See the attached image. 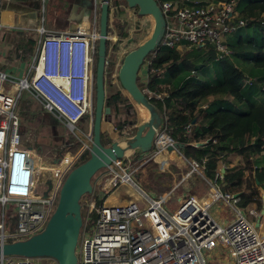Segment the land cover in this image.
Here are the masks:
<instances>
[{
	"label": "built area",
	"instance_id": "built-area-1",
	"mask_svg": "<svg viewBox=\"0 0 264 264\" xmlns=\"http://www.w3.org/2000/svg\"><path fill=\"white\" fill-rule=\"evenodd\" d=\"M157 1L166 19V30L156 52L162 47L182 49L185 44L213 46L221 59L231 53L228 36L246 25L245 19H236V0ZM102 3L103 0H94L93 30L82 24L65 30L42 26L36 58L27 76L16 77L0 70V244L25 240L45 229L56 210L63 182L82 152L89 149L84 143L83 151L47 163L41 159L42 166L38 167L33 150L22 146L16 107L27 89L78 136L86 135L78 123L89 116L93 123L99 38L96 20ZM114 9L112 6L110 15ZM129 10L137 17L136 9ZM108 40H112L110 32ZM115 43H110L109 55L114 51L117 55L111 81L118 84L124 56L136 46L116 51L112 50ZM109 55L106 65L110 63ZM151 62L146 57L141 66V83L148 82ZM142 89L153 97L149 87ZM168 128L172 126L166 122L164 129L157 130L153 149L143 153L138 163L131 159V153L113 161L95 181L86 200L89 207L86 217L83 216L76 264H211L207 256L212 252L225 259L224 264H264V234L253 220L261 221L262 211L257 207L246 211L240 207V194L221 188L225 165L209 179L208 191L188 195L175 208L167 203L169 194L160 198L140 185V168L174 150L191 166L192 172L204 176V164L186 158L175 146ZM87 136L91 141L92 131ZM43 170H50L51 185L47 194L38 195L34 192L35 178ZM181 183L184 179L178 185ZM124 188L123 200L117 192ZM217 202H225L235 210L226 225L211 213ZM40 258H46V264H59L52 257L17 255L0 256V264H41ZM212 261L218 264L214 258Z\"/></svg>",
	"mask_w": 264,
	"mask_h": 264
},
{
	"label": "trees",
	"instance_id": "trees-1",
	"mask_svg": "<svg viewBox=\"0 0 264 264\" xmlns=\"http://www.w3.org/2000/svg\"><path fill=\"white\" fill-rule=\"evenodd\" d=\"M112 6L115 20L128 13L126 0H112L110 13ZM235 9L236 19H245L246 25L228 36L230 54L218 59L213 46L162 47L147 56L152 60L148 82L141 83L138 78V83L153 92L150 100L163 119L160 128L164 129L166 122L172 124L167 132L184 145L181 150L185 157L204 164L203 174L208 179L231 160L234 165L225 168L223 190L241 192L240 207L262 209L264 167L259 166L258 157L264 152V0H236ZM136 12L139 23L147 17L139 15L138 9ZM97 21L99 26V15ZM127 34L128 29L120 31L123 37ZM109 47L108 40L107 56ZM115 57L109 55L110 63L106 65L105 79H109L112 89L106 91L105 105L110 108L108 120L115 124L120 137H129L135 133L138 112L119 79L118 84L111 81ZM247 62L256 71L251 66V72L243 68ZM211 63L221 66V79L200 80L201 72ZM19 105L20 99L16 113ZM17 115L22 124L24 118ZM20 135L22 146L39 149L37 143L25 142L24 131L20 130ZM101 141L104 145L113 142L109 131L102 130ZM89 156V149H85L77 165Z\"/></svg>",
	"mask_w": 264,
	"mask_h": 264
},
{
	"label": "water",
	"instance_id": "water-1",
	"mask_svg": "<svg viewBox=\"0 0 264 264\" xmlns=\"http://www.w3.org/2000/svg\"><path fill=\"white\" fill-rule=\"evenodd\" d=\"M89 1V9H91L94 0ZM126 1L129 7L138 9L139 15L149 17L153 24L147 38L124 56L118 73L119 81L126 94L140 110L141 123L136 125L135 133L124 142L114 140L109 145H104L101 141L104 116L110 119V108L105 105L110 0H103L99 15L95 111L92 123V145L89 147L90 156L70 170L60 189L56 210L45 229L28 239L0 244V256L52 257L59 264H76L77 246L84 221L82 197L93 191V177L117 159L125 158L138 150L147 153L154 147L155 136L163 119L150 97L140 87L138 78L145 58L160 45L163 39L166 19L157 0ZM175 146L180 149L184 147L182 143L177 142ZM84 149L85 145L81 151Z\"/></svg>",
	"mask_w": 264,
	"mask_h": 264
},
{
	"label": "rangeland",
	"instance_id": "rangeland-1",
	"mask_svg": "<svg viewBox=\"0 0 264 264\" xmlns=\"http://www.w3.org/2000/svg\"><path fill=\"white\" fill-rule=\"evenodd\" d=\"M40 3L42 4V11L44 13L42 17L43 24L48 23V25L50 26H51V23L52 25L54 24L57 26L70 25V21H71L70 7H69L70 4H67L65 0H61V1L60 0H45V2L44 0H42L40 1ZM129 9H131V7H129ZM129 9L127 10L128 11L127 14H122L119 17V19H116V20L114 18V14H115L114 12L110 15V27L111 28L109 31H110V35L112 36V40L110 43H113V41H116L114 45L115 49L113 45L111 44V46L113 47L112 50L117 51L121 49V47L122 49H126L127 47L128 48L135 47V46L137 47L143 40L147 38V36L150 34L152 30L153 24H152L151 19H149V17L143 18L141 22L139 23L137 19L138 17H133L130 14ZM44 17L46 18L44 19ZM87 19L89 22L88 28L90 30H93L95 19H94L92 12H88ZM1 20H2V16L0 14V24H1ZM96 26L97 28L99 27L97 20H96ZM41 27L42 26L38 28L40 29ZM45 28H47V26ZM126 29H128V34L125 35L124 37L121 36L120 31H125ZM52 30H65V29L56 28ZM97 30H99V28ZM36 33L35 31H32V33H30V36ZM30 43H31L30 41H27L24 43L23 41L20 43L18 42V43H15V48L17 49V51H19L21 47L23 46H30L31 45ZM114 53L115 51L111 52V56L112 55L116 56L115 57L116 59L117 55ZM242 67L245 68L249 72H251L252 69L253 71H256V67L250 62H247V64H242ZM199 77H200V80L202 81H206L207 79H209L210 81H218L221 79V66L218 63L216 64L211 63V65L208 66L206 71L201 72V75ZM6 84L9 85V82L7 81ZM109 89L111 90L112 88L110 87L109 80L108 81L106 80V91L107 90L109 91ZM136 109L138 112V123H140L141 113L139 112L140 110L137 108V106H136ZM17 113L20 114L21 119L24 118V120L21 121L22 124H20L19 126L20 130L24 131L25 139L24 137L22 138L25 140V142L29 141L32 143H37L39 145V149L31 148L34 154L36 155L34 159L36 160L38 167L39 165L42 166V164L39 163L38 158H44V160L48 162L50 159L61 157L62 155L73 156L74 154L81 151V149L84 146V143H86L89 147H91L92 145L90 139L87 136V135H90V132L92 131V125L90 123V116L87 117L85 120H82L78 123L79 127H81L86 132V135L81 134L80 136H78L77 132L73 131L74 129H72L71 127L67 126L64 122L59 120V118L53 112L47 109L34 96V94L28 91L27 89H25L20 96V105H19ZM107 119L108 117L104 116L103 130L109 131L110 136L113 138V141L118 140V141L124 142L125 139H127L128 137H120L119 132L115 127V124H113L110 120H107ZM107 121L111 122L112 124L107 123ZM142 154L143 152L141 153V151L138 150L136 151V154L131 155V159L135 163H138L141 160ZM167 159L169 160V163H170L167 169H164L165 162H159L157 160H152V161L146 162L140 168V172L138 175V181L140 185L148 192L160 198L164 197L168 193V191L171 190V184H174L178 181L177 177L174 178V174L178 175L181 169L179 165L176 163L171 167L172 160L170 158H167ZM156 167L158 170H160L161 173L159 174L157 173V171L155 170ZM189 167H190L189 165H185L184 168L191 170V167L190 168ZM73 168L74 166L72 167V169ZM102 173L103 171H99L93 177V186L95 184V181H97V179L100 177V175H102ZM51 179H52V175H51L50 170H43L42 172L37 173L36 178H35L34 192L38 195L47 194L49 191L48 189L49 181H51ZM167 185H170V187H168ZM184 185H185L184 183H181L178 185V187L174 190L172 194L173 197L174 195H176V193H178L184 187ZM88 195L89 194H86L82 197V215L84 217H86L87 208L89 207L88 206L89 202L87 201L86 203V200L90 198L88 197ZM172 195H169L170 197L169 201L170 199H172L171 198ZM58 200H59V195L56 200V204L58 203ZM171 202L176 204L174 198L171 200ZM234 212H235L234 208H232L230 205H228L225 202L224 204L223 202H217L211 208L212 215L222 225H226L228 222H230L233 219ZM221 252L224 253L223 250H221ZM207 257L209 258L211 264H214V262L212 261V258H214V260H216L218 264H224L226 261L225 259L220 258L215 252L210 253ZM38 261L41 262V264H46L47 259L40 258L38 259Z\"/></svg>",
	"mask_w": 264,
	"mask_h": 264
},
{
	"label": "crops",
	"instance_id": "crops-1",
	"mask_svg": "<svg viewBox=\"0 0 264 264\" xmlns=\"http://www.w3.org/2000/svg\"><path fill=\"white\" fill-rule=\"evenodd\" d=\"M40 1L42 0H0V14L2 16L1 26H0V70L10 73L12 75H15L16 77L27 76L28 73L30 72V68L32 64L34 63L36 54H37L38 41L40 38L38 27L46 25L47 28L49 29H56V28L74 29L76 25L82 24L88 28L89 26V22L87 19L88 12H92L94 16L93 7L89 9V5H90L89 0H65L67 4H70L69 5L70 19H71L70 25L57 26L54 24L52 25L51 23V26H50L48 25V23L43 24L42 17L44 13L42 11V4L40 3ZM45 18L46 17H44V19ZM88 30L90 29L88 28ZM32 31H35V33L37 31V33L30 36V33H32ZM22 41L23 43L30 41L31 45L21 47L20 49L21 52H20V50L17 51V49L15 48V43H18V42L20 43ZM107 123L112 124L109 121H107ZM171 126L172 124L169 122V127ZM103 127H104V124H103ZM167 158H170L172 160L171 167L176 163L179 165L181 169L178 175L174 174V178L177 177L178 181L174 184H171V190H169L166 195L168 194L170 195V193L174 192V190L178 187L179 181H182L184 179V184H185L184 187L178 193H176V195H174V197L171 194L172 195L171 198L175 199L176 204L173 203L174 201L171 202L172 199H170L169 201L170 197L168 198L167 203L170 208L177 207L178 204L190 194L200 195L204 193L205 191H208L211 188L208 182L209 181L208 178H205L204 176H202V174H200L198 171L192 172L191 171L192 169L189 170V169L184 168L185 165H189V164L183 161L182 157L177 152V150H174V151H171L170 153H166L164 155L158 156L155 160L159 162H165L164 169H167L170 164ZM41 159L45 161V163H47V161L44 160V158H38L39 163ZM258 159L261 162L259 166L264 167V152L262 156L258 157ZM35 164H37L36 160H35ZM224 165L226 167L228 166L231 167L234 164L231 162V160H229ZM155 170L157 171L158 174L161 173L160 170L157 169V167ZM167 186L170 187V185H167ZM125 193H126V189L124 188L121 191L117 192V196H119L120 199H123V198L125 199L126 197ZM237 193L241 195V192H237ZM260 195L262 197V202H263L262 209H261L262 218H261V221L255 218H253V220L256 226L260 228L261 233L264 234V226H263L264 224V187H261ZM250 207L252 206H248L246 208L242 207V208L247 211V209ZM250 218L252 219V217Z\"/></svg>",
	"mask_w": 264,
	"mask_h": 264
},
{
	"label": "bare ground",
	"instance_id": "bare-ground-1",
	"mask_svg": "<svg viewBox=\"0 0 264 264\" xmlns=\"http://www.w3.org/2000/svg\"><path fill=\"white\" fill-rule=\"evenodd\" d=\"M263 226H264V224H263ZM224 252V251H223ZM223 253L221 252V255H222Z\"/></svg>",
	"mask_w": 264,
	"mask_h": 264
},
{
	"label": "flooded vegetation",
	"instance_id": "flooded-vegetation-1",
	"mask_svg": "<svg viewBox=\"0 0 264 264\" xmlns=\"http://www.w3.org/2000/svg\"><path fill=\"white\" fill-rule=\"evenodd\" d=\"M85 120V119H84Z\"/></svg>",
	"mask_w": 264,
	"mask_h": 264
}]
</instances>
